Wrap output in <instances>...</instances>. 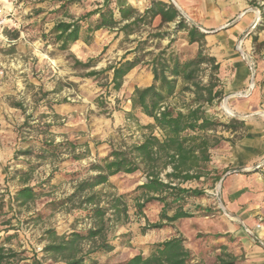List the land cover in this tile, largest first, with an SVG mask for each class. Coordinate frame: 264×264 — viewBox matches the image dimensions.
Wrapping results in <instances>:
<instances>
[{"label":"rangeland","instance_id":"374dc122","mask_svg":"<svg viewBox=\"0 0 264 264\" xmlns=\"http://www.w3.org/2000/svg\"><path fill=\"white\" fill-rule=\"evenodd\" d=\"M168 1L176 5L190 25L207 30L203 31L205 51L220 63L217 76L224 96L205 106L207 115L225 124L232 118L243 120L247 130L238 138L243 128L232 132L227 126L218 125L214 133L235 141L224 140L211 150L209 175L184 184L205 191L189 197L186 208L194 210L200 204L211 207L209 213L198 210L192 217L147 229L148 222L160 220L163 204L150 202L144 215L137 216L134 200L129 196V221L110 232L114 249L85 256L87 264H120L138 253L148 255L156 243L174 235L185 238V245L194 254V264H219L218 257L228 259L229 254L238 257L236 264H243L241 233L245 230L255 240L264 241L237 221L225 198V180L243 175L248 179L252 197L260 203L257 208L264 211V0ZM114 2L110 4L119 14ZM60 3L0 0V17L4 20L0 30V195L5 201L1 218L10 221L1 226V234L4 246L18 254L8 264H65L45 252L46 231L55 229L60 235L85 232L93 220L85 208L78 206L79 198L63 206L52 203L67 198L80 180L94 175L92 164L113 148L138 143L149 133L145 125L153 119L139 110L132 112L130 100L132 85L145 87L153 81L149 65L135 66L121 89L111 92L107 85L112 71L93 76L85 73L92 69L102 71L124 55L133 57L139 41H144L138 52L144 61H149L151 51L157 53L168 47L172 39L169 50L181 59L195 56L199 49L198 43H189L186 30H177L173 22L159 26L157 18L141 25L129 37L117 29H101L96 36L99 43L92 45L84 38V42L76 41L69 49L61 50L50 33L53 21L62 18L53 14ZM102 4L103 0H80L68 8L78 17ZM160 32L165 33L163 38L155 36ZM94 35L95 32L92 39ZM107 37L110 39L105 43ZM76 59L97 61L84 68L76 64ZM208 74L209 69L202 74L205 82ZM192 100L193 93L187 90L170 98L169 104L185 110ZM155 134L160 135V131L156 129ZM67 141L76 143V149L65 144L55 155L45 152V143ZM85 142L88 147L79 145ZM245 144L251 146L247 152L251 155L241 154ZM76 153L86 156L75 159ZM29 170L31 176L25 181ZM219 176V180L215 179ZM110 180L112 186L99 189L123 194L134 191L146 181V176L138 170L120 172ZM24 185L40 192L35 201L20 204L14 200ZM88 249L87 244L84 251Z\"/></svg>","mask_w":264,"mask_h":264},{"label":"trees","instance_id":"16d2710c","mask_svg":"<svg viewBox=\"0 0 264 264\" xmlns=\"http://www.w3.org/2000/svg\"><path fill=\"white\" fill-rule=\"evenodd\" d=\"M60 1L54 13L62 18L55 22L50 33L61 50L69 49L72 43L83 38L90 42L93 33L101 29H117L119 32H124L125 37H129L141 25L152 23L157 18L160 19L159 26L173 22L177 30H186L189 43L199 45L195 56L181 59L173 50H169L172 39L168 47L157 53L151 51L149 61H144L138 53L142 50L144 41H139L134 48L133 57L127 58V55H124L117 63L109 65L102 71L92 69L85 73L87 76H93L108 70L112 71L107 85L109 92L120 90L126 75L140 63L149 65L153 74L150 85L136 86L130 96L131 111L139 110L153 119V122L145 125L149 133L145 134L138 143L125 148H113L108 155L92 164L91 168L96 172L94 175L80 180L74 192L67 198L52 203L55 206L59 204L63 206L79 198L78 206L86 209L87 216L93 220V225L85 232L72 231L61 235L55 229H48L45 252L55 260H63L65 264H87L85 256L114 249L110 232L115 226L129 221V196L134 200V214L137 216L144 215V209L150 202L158 201L163 204L160 220L148 222L147 229L161 228L182 218L192 217L198 210L209 213L212 208L200 204H196L194 210L186 208L189 197L200 196L205 191L184 184L209 175L211 150L224 140L235 141L214 133L218 125L227 126L232 132L240 127L243 128L238 138H242L247 129L243 120L232 118L225 124L207 115L205 106L212 105L224 96L223 90L219 88L217 76L220 63L215 56L205 51L206 33L197 26L190 25L173 3L152 0L144 12L129 5L120 8L119 14L108 3L75 17L68 7L80 0ZM155 36L163 38L165 33H156ZM96 61L75 60L76 64L84 68H89ZM207 69L209 74L205 82L202 74ZM187 90L193 93V100L185 110L169 104L170 98ZM156 129L160 131V135L155 134ZM65 144L73 150L77 147L72 141L45 143V152L55 155ZM79 145L88 147L87 142ZM85 156L86 153H76L74 158L80 159ZM31 170L27 171L25 181L30 178ZM138 170L145 174L146 181L139 184L131 193L117 194L99 189L105 185L112 186L110 178L113 175L120 172L133 173ZM216 178L219 180L221 176ZM39 195L40 192L34 187L24 185L18 189L14 200L20 204H27L35 201ZM4 207V197L0 195V264H8L12 262V258L18 256L12 249H7L4 246L5 241H2L1 226L10 223L1 218ZM7 239L9 236L4 240ZM87 244L89 249L84 251ZM228 256V259L218 257L219 264H236L238 257L231 254ZM193 260L194 254L185 245V238L182 235H174L156 243L148 255L138 253L120 264H194Z\"/></svg>","mask_w":264,"mask_h":264},{"label":"crops","instance_id":"0c3cea01","mask_svg":"<svg viewBox=\"0 0 264 264\" xmlns=\"http://www.w3.org/2000/svg\"><path fill=\"white\" fill-rule=\"evenodd\" d=\"M113 0H103L104 6ZM117 9L126 7V6H134L137 9H146L151 4L152 0H114ZM165 2H169L168 0H163ZM170 3V2H169ZM176 6V5H175ZM45 14L47 12H44ZM54 14V12H53ZM57 21V20H56ZM55 20L52 23V26L56 22ZM52 26L50 28H52ZM118 32H116L117 34ZM97 31L95 32L94 39H92L89 43L93 45V43L97 42ZM110 38L107 37L105 39L108 41ZM79 42H84V38L78 40ZM98 41L97 43H99ZM127 76V75H126ZM153 80V79H152ZM152 82H149L145 86L150 85ZM136 86L139 84H134L130 88V92L132 93ZM150 122H153L150 120ZM263 130V129H262ZM251 132V131H250ZM250 132L248 131L247 136L249 137ZM264 134V133H263ZM250 145L245 144L242 147V155H251L249 152ZM247 177L241 175L240 177L231 176L226 181V188H225V198L228 202V206L232 211V215L237 219L239 222H243V226H248L252 228L254 233L259 234L261 238L264 239V211L257 206H260V203L256 201L252 197V193L249 191V185L247 181ZM239 183L241 186H239ZM257 216V219L255 218ZM258 223L256 224V222ZM255 223V225H254ZM240 239L243 240V246L245 250V260L243 264H264V241L260 239L255 240L251 235H248L244 230V233H241Z\"/></svg>","mask_w":264,"mask_h":264},{"label":"built area","instance_id":"2783aa9c","mask_svg":"<svg viewBox=\"0 0 264 264\" xmlns=\"http://www.w3.org/2000/svg\"><path fill=\"white\" fill-rule=\"evenodd\" d=\"M4 27V20L0 17V30ZM247 230L254 234V231L251 228H247Z\"/></svg>","mask_w":264,"mask_h":264},{"label":"water","instance_id":"95a60500","mask_svg":"<svg viewBox=\"0 0 264 264\" xmlns=\"http://www.w3.org/2000/svg\"><path fill=\"white\" fill-rule=\"evenodd\" d=\"M174 1V0H173ZM204 32H207V30H203ZM225 175L221 178V181L224 179Z\"/></svg>","mask_w":264,"mask_h":264},{"label":"bare ground","instance_id":"6f19581e","mask_svg":"<svg viewBox=\"0 0 264 264\" xmlns=\"http://www.w3.org/2000/svg\"><path fill=\"white\" fill-rule=\"evenodd\" d=\"M225 105L227 106V104L225 103ZM228 107V106H227Z\"/></svg>","mask_w":264,"mask_h":264}]
</instances>
